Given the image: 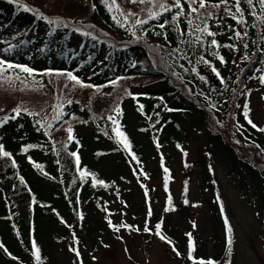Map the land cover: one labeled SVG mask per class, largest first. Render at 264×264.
Listing matches in <instances>:
<instances>
[{
  "label": "trees",
  "instance_id": "1",
  "mask_svg": "<svg viewBox=\"0 0 264 264\" xmlns=\"http://www.w3.org/2000/svg\"><path fill=\"white\" fill-rule=\"evenodd\" d=\"M2 1L3 6L10 5L12 16L23 13L28 28L18 40L0 39V50L9 62L3 65L7 71L0 76V144L3 151L10 153L4 156L0 152V264H59L52 242L62 245L73 239L77 243L81 233L101 244L108 231L116 234L121 229L128 233L130 229L140 230L157 239L175 255L179 252L177 256L183 264H198L201 260L205 264L209 260L227 264L222 261L225 250L211 256L196 237L194 249L188 248L178 229L170 231L168 225L163 227L167 238L159 239L157 229L153 230L158 222H153L151 215L144 220L143 230L134 214L132 223L127 217L116 222L115 217L125 216L127 208L132 207L135 193L125 188L131 182L151 196L153 187L149 182L157 177L160 168L157 172L146 169L151 162L148 153L153 148L163 153L174 149L185 155L184 141L194 135L207 141V153L238 184L241 196H246L247 187L263 211L264 172L252 161L264 164V131L248 123L251 119L256 124L251 111L252 93L264 89L259 79L264 76V6L260 0H252L251 5L240 0L241 12H237L235 0L228 4L208 0L207 6L196 13L191 12V7L198 5L190 6L188 0H181L183 14L176 20L173 16L180 9L172 7L174 0L143 4L116 0L125 14H136L127 19L115 6L109 7L112 0ZM161 3H167L170 11L159 8ZM215 4L219 7L212 6ZM149 12L161 14L149 18ZM137 19L147 23L135 24ZM205 24L215 36L196 30L197 25ZM76 32L88 41L83 53L69 46ZM115 37L132 42L121 45L113 41ZM213 39L219 47L211 44ZM139 40L143 44L135 42ZM57 60L63 68L53 65ZM160 62L172 74H166ZM8 64L29 67L33 73H25L20 67L8 69ZM68 73L89 87L70 80ZM209 73L218 79L217 83L208 80ZM175 74L195 89V98L185 85L174 80ZM55 78H62L65 87L43 96L29 93ZM144 78L156 81L144 85L140 82ZM252 82L255 87L251 89ZM89 95H99L102 100L89 102ZM57 104L63 105L62 110L55 108ZM16 108L21 109L18 115L13 111ZM116 108L121 109V115L114 111ZM211 120L221 124L230 121L233 130L213 132L208 127ZM69 127L73 129L72 140L68 139ZM114 128L124 135L117 136ZM86 130L93 131L105 148L91 150ZM125 136L130 148L124 147ZM242 152L252 154H245V158ZM111 156L118 157L119 166L113 172L101 170V163ZM156 157L161 160L163 185L169 190L171 178L165 172V156ZM199 164L202 174L209 176L203 154ZM205 182L214 203V221L218 220L220 227L221 237L214 240L221 241L227 233L222 232L221 203L212 179ZM115 199L121 201L122 210L113 206ZM174 207L170 195L164 208ZM33 240L40 250L39 260L34 255Z\"/></svg>",
  "mask_w": 264,
  "mask_h": 264
},
{
  "label": "rangeland",
  "instance_id": "2",
  "mask_svg": "<svg viewBox=\"0 0 264 264\" xmlns=\"http://www.w3.org/2000/svg\"><path fill=\"white\" fill-rule=\"evenodd\" d=\"M0 6V37L19 38L24 30L27 29L23 14L13 18L8 13V6L1 12ZM261 29V28H260ZM115 43L128 46L132 40L125 38H113ZM142 43V41H135ZM69 45L76 48V52H84L87 43L84 42L82 35L76 34L69 40ZM0 58L3 59L0 53ZM131 59H128L130 62ZM164 66L163 62H160ZM55 65L63 67L61 61H55ZM164 70L172 74L166 66ZM235 75L231 74V78ZM174 80L185 85L187 92L194 98L196 96L195 89L185 83V80L178 74L172 75ZM209 81H215V77L209 73L207 75ZM156 79L144 78L140 82L144 85L155 82ZM239 86V81L236 82V88ZM60 87H65L62 78H55L46 83L39 85L38 90H29V93L36 96H43L48 91H55ZM255 83L252 82L249 88H254ZM160 88V85H157ZM82 93V92H80ZM264 89L254 90L251 97V111L254 120L264 126ZM89 102L95 103L102 100L99 95H89L86 99ZM208 127L213 132L221 129L233 130L230 127V121L225 123L218 120L210 121ZM91 143V150L105 148L101 141H97L96 134L93 131L86 130ZM263 135V134H262ZM207 141L204 138L194 135L190 141H184L186 156L180 151L171 149L165 150L168 158V166L171 173V182L169 191L172 192L174 198V210L166 211L164 202L167 199L166 188L163 185L162 171L157 172V177L149 183L153 187V199L151 206L154 210V215L157 216L158 222L169 225L171 228L178 229L182 236L191 233L196 235L198 242L206 246L209 255L217 254L218 250H225L222 261L227 264H264V209L261 211L258 208L256 197L247 187L244 189L245 197L241 196V189L236 182L231 180L221 163L212 160V157L207 153ZM109 146H106L108 148ZM148 154L151 155V162L147 164L149 170H155L160 166L159 160L155 158L157 149H153ZM203 154L208 165L209 176L202 174V168L199 164L200 155ZM252 154L251 152L241 153ZM117 156L109 157L105 162L101 163L99 168L106 172H113L119 163ZM260 165L264 172V164ZM187 165V166H186ZM131 173V172H130ZM130 175V174H129ZM128 176V174H127ZM205 179H212L216 189L217 197L221 203L222 214L227 217V223L232 226L233 244L229 253L227 244V226L225 225L222 232L226 233L223 240L218 241L214 238L221 237L219 235L220 227L218 220L214 221L211 198V193L207 189L208 185ZM131 180H135L133 177ZM155 187V188H154ZM125 188H132L135 193L132 207L127 208L128 213L125 216L119 214L115 217V221H120L122 217H127L132 223L134 219L132 214L136 215L137 223L141 225V230L144 229V219L149 217V210L145 206L144 197L138 186L131 182ZM48 194L49 192L46 191ZM158 195V198H156ZM187 201V203H185ZM114 207L122 210V203L115 199ZM222 215V218H223ZM93 217H96L93 215ZM168 222V223H167ZM195 224V227H193ZM103 228L104 225L102 224ZM162 228V227H161ZM136 232H124L120 230V235L114 234L113 231H108L104 241L101 244H95L94 240L87 237L85 234H78L79 241L77 243L69 240L67 244H57L52 242L53 250L55 251V259L59 264H83L78 260L76 252L72 249L79 247L85 264H183L180 262V257L169 251L168 247L164 246L155 238H150L140 230ZM96 239V238H94ZM216 243V244H215ZM218 245V246H217ZM54 264V263H49Z\"/></svg>",
  "mask_w": 264,
  "mask_h": 264
},
{
  "label": "snow or ice",
  "instance_id": "3",
  "mask_svg": "<svg viewBox=\"0 0 264 264\" xmlns=\"http://www.w3.org/2000/svg\"><path fill=\"white\" fill-rule=\"evenodd\" d=\"M103 2L107 3V0H103ZM129 2H130V3H141V4H143V3H146V2H148V3H154V0H129ZM188 2H189V5H190V6H191L192 4H196V5H198V7H191V12H192V13H196V12H198L199 9L205 8V7L207 6V4H208V0H188ZM228 2H229V0H221V3H223V4H228ZM235 3H236V6H237V12H241V9L239 8L240 0H235ZM247 3H248L249 5H251V4H252V0H247ZM260 4H261L262 6H264V0H260ZM112 6H115V8L117 9V11H119V12L121 13V15L124 16L125 19H127L128 16H134V15H136L135 13H131V12L125 14V13L120 9V6H119V4L116 2V0H112V4L109 5V7L111 8ZM212 6H213V7H219V4H215V5H212ZM172 7H175V8L180 9V12L173 16V20H176L177 17H178L179 15H182V14H183V5H182V3H181V0H174V4L172 5ZM159 8H161L164 12L170 11V7L168 6L167 3H161V4H159ZM25 10H27V7H26V6H25ZM160 14H161L160 12H149V18H158V17L160 16ZM233 18L236 19L235 14H233ZM113 19L116 20V17L113 16ZM49 22H50V23H55V22H60V21H52V20H50ZM238 22H239V23H244L243 20H238ZM117 23H120V22L117 21ZM142 23H147V21H146V20H139V19H137V20L135 21V24H142ZM188 24H189V25L192 24V20H191V19L188 20ZM163 26H164V25H161V27H163ZM196 30L199 31V32H201V33H207V35H209V36H215V35H216V33L209 31L207 24H205L204 27H200L199 25H197V26H196ZM236 35H237V36H240L241 33L236 32ZM211 44L214 45V46H216V47H219V45H218V43H217V41H216L215 39H213V40L211 41ZM226 46H227V47H231V45H226ZM244 47L246 48L247 45L245 44ZM219 59L223 62V57H222V56H220ZM206 63H207V61H206ZM4 64H5V62L2 61V60H0V76H2L3 73H4L5 71H7V69L3 67ZM14 67H20V68L22 69L23 72L28 73V74H30V75L33 73V69H31V68H29V67H26V66L13 65V64H8V65H7V68H8V69H10V68H14ZM212 71H213L217 76H219V72L216 70L215 67L212 68ZM68 77H69L70 80L76 81V83L81 84V85L84 86V87H89V85H83L82 82L79 81L78 78L75 77L74 75H72L71 73H68ZM259 79H260L261 83L264 84V76H261ZM68 103L71 104L72 101L69 100ZM140 107H141V109L143 108L142 105H141ZM246 107H247V106H246ZM55 108H56V109H61V110H62L63 105H62V104H57V105H55ZM13 111H15V112L17 113V115H18V114L20 113L21 109H20V108H16V109H14ZM114 111H115L118 115H121V114H122L121 109H119V108L114 109ZM244 115H245V117L247 118V117H248V112L246 111V112L244 113ZM57 118H58V117H57ZM6 119H7V118H5V122H6ZM108 119L111 120V121L113 122L114 125H118V121H117L113 116H109ZM248 123L251 124L253 128H256V127H257V125L254 124L253 121H252L251 119H248ZM113 130L116 131L117 136H122V135H124L123 133L119 132V131L117 130V128H114ZM260 130H261V131H264V129H260ZM67 132L69 133L68 139H69V140H72V139H73V135H72V133H73V129H72L71 127H69V128H67ZM122 142L124 143V147H125V148H130V143L127 142V137H126V136L124 137V141H122ZM158 146H159V145H158ZM28 147H32V146L30 145V146H28ZM24 151L26 152V151H27V148H25ZM0 152H2L4 156H9V155H10V153L3 151V145H2V144H0ZM73 155H76V154L73 153ZM185 155H186V153H185ZM29 159H31V158H29ZM76 159H77V164H79V157L77 156ZM186 166H187V165H186ZM38 167H39V165H38ZM167 171H168V170L165 169V172H167ZM99 183L104 184L103 181H99ZM105 186H107V185H105ZM185 203H187V201H185ZM221 207H223V206L221 205ZM166 210H174V209H166ZM81 219H82V216H81ZM225 222H226L227 233H228L227 244H228V249H229V253H230V252H231V246H232V244H233V238H232V231H233V229H232V226H231L230 224L227 223V217H225ZM109 223L111 224V222H109ZM124 226H127V225H124ZM113 227L115 228L116 231H119V230H120V228L117 227V226H113ZM127 227H131V226H127ZM193 227H195V224H193ZM156 228H157V229H160V228H161V224H157V225H156ZM145 230L147 231L148 229L146 228ZM157 234L159 235V233H157ZM187 235H188V236L190 237V239H191V233H188ZM160 238H161L162 240H163V239H166V237H164V236H162V235L160 236ZM169 242H170V241H169ZM32 244H33V248L35 249V253H34V255L36 256L37 260H39V259H40V257H39V251H40V250H39V248L36 247V242H35V240L32 241ZM0 247H2V245H0ZM72 250L76 252L77 256H79V251H78V250H76V249H72ZM174 250H175V249H174ZM177 255H179V252H177ZM198 264H205V262H204L203 260H201V261L198 262ZM207 264H215V262L209 260V261H207Z\"/></svg>",
  "mask_w": 264,
  "mask_h": 264
}]
</instances>
